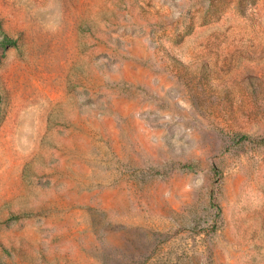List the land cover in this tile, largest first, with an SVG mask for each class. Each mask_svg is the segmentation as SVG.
<instances>
[{
	"label": "rangeland",
	"instance_id": "1",
	"mask_svg": "<svg viewBox=\"0 0 264 264\" xmlns=\"http://www.w3.org/2000/svg\"><path fill=\"white\" fill-rule=\"evenodd\" d=\"M0 264H264V0H0Z\"/></svg>",
	"mask_w": 264,
	"mask_h": 264
}]
</instances>
